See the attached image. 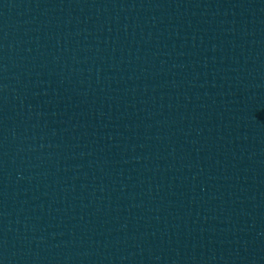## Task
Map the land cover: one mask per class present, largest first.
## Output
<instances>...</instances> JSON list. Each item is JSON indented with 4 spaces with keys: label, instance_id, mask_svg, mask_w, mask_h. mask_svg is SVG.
Here are the masks:
<instances>
[{
    "label": "water",
    "instance_id": "95a60500",
    "mask_svg": "<svg viewBox=\"0 0 264 264\" xmlns=\"http://www.w3.org/2000/svg\"><path fill=\"white\" fill-rule=\"evenodd\" d=\"M0 264H264V0H0Z\"/></svg>",
    "mask_w": 264,
    "mask_h": 264
}]
</instances>
